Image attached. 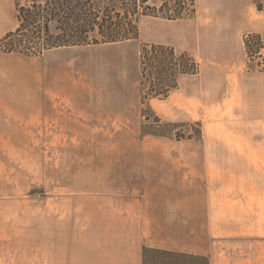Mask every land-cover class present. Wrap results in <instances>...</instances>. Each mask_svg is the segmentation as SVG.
Wrapping results in <instances>:
<instances>
[{"label":"rangeland","instance_id":"rangeland-1","mask_svg":"<svg viewBox=\"0 0 264 264\" xmlns=\"http://www.w3.org/2000/svg\"><path fill=\"white\" fill-rule=\"evenodd\" d=\"M146 20H138L137 41L16 54L1 68L6 99L20 91L23 107L21 139L0 142V264H113L134 259L138 246L143 264H207L208 187L264 184L263 159L239 148L244 133L264 126L237 123L238 87L264 76V49L245 61L238 47L229 63L205 55L197 37L194 48L180 39L200 73L144 106L140 45L160 38ZM39 97L43 107L33 109ZM230 193L236 199V188ZM237 252L223 263L243 260Z\"/></svg>","mask_w":264,"mask_h":264},{"label":"crops","instance_id":"crops-1","mask_svg":"<svg viewBox=\"0 0 264 264\" xmlns=\"http://www.w3.org/2000/svg\"><path fill=\"white\" fill-rule=\"evenodd\" d=\"M194 2L196 11L192 18L169 21L148 17L145 25L149 26L150 32L152 34L160 33V38L153 39L150 44L168 45L178 52L186 51L190 53L185 48L178 49V41L184 38L187 41V47L194 48L198 45L196 42L197 37L199 46L205 55L212 53L220 61L230 63L235 60L238 47L243 50L245 61L247 60L243 44V38L246 35L258 34L264 41V10H257L256 5L251 0H194ZM16 15L15 0H0V39L17 28ZM59 16H62V12L59 13ZM164 34L169 36L166 37ZM239 36L240 45H238ZM13 55L16 54L0 52V70ZM196 60L199 62L198 59ZM199 64L201 69V63L199 62ZM247 73L250 74V72ZM218 75L227 76L228 74L219 72ZM246 82L247 84L238 87L241 115L237 123L246 126H264V76L249 77ZM14 96L13 100H7L6 88L0 85V142L21 139V109L23 103L20 91L15 92ZM223 101L222 98L221 102ZM31 107L41 109L43 107L42 98L39 97V100L35 101ZM16 119L19 121L18 124L15 123ZM263 128L260 129V132L253 128L254 132L244 133L239 145V148L243 146L244 156L261 157L263 159L260 167L262 172H264ZM0 166L3 167L2 172L4 174V150H0ZM1 184H5V181L2 180ZM217 185L216 192L214 187H211V191L208 187L206 197L204 253L207 264H261L259 254L263 243L262 236H264V184ZM234 188H236V199L230 197V192ZM247 244L249 251L246 250ZM233 248H238L237 254L243 253L244 259H238L236 263H223L221 256L229 254ZM190 252L192 251L190 250ZM246 252L252 254V258L248 259L250 261H246ZM141 254V246H138L133 253L130 252L134 259L126 261L113 260V264H143Z\"/></svg>","mask_w":264,"mask_h":264},{"label":"trees","instance_id":"trees-1","mask_svg":"<svg viewBox=\"0 0 264 264\" xmlns=\"http://www.w3.org/2000/svg\"><path fill=\"white\" fill-rule=\"evenodd\" d=\"M21 1H31L32 5L21 6ZM148 1L15 0L18 26L0 39V52L38 58L57 48L122 43L138 39V20L142 16L175 21L195 15L194 0H159V7L148 5ZM253 2L257 10H264ZM243 44L249 61L260 56L264 49L263 39L254 33L246 35ZM199 71V62L186 51L178 52L168 45L141 44V105L152 99H167L178 89L182 76H195ZM141 113L150 120L144 109Z\"/></svg>","mask_w":264,"mask_h":264}]
</instances>
